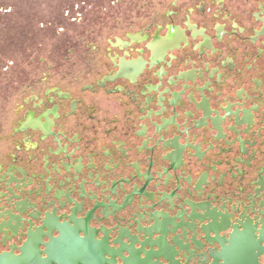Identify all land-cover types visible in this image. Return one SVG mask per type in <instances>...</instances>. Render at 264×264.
I'll return each instance as SVG.
<instances>
[{"label": "flooded vegetation", "instance_id": "obj_1", "mask_svg": "<svg viewBox=\"0 0 264 264\" xmlns=\"http://www.w3.org/2000/svg\"><path fill=\"white\" fill-rule=\"evenodd\" d=\"M129 2L0 93V255L263 253L264 0Z\"/></svg>", "mask_w": 264, "mask_h": 264}, {"label": "rangeland", "instance_id": "obj_2", "mask_svg": "<svg viewBox=\"0 0 264 264\" xmlns=\"http://www.w3.org/2000/svg\"><path fill=\"white\" fill-rule=\"evenodd\" d=\"M142 2L135 0L134 12ZM129 4V0H0V93L13 92L23 72L45 70L36 64L42 59L63 60L65 29L76 34L78 15L86 14V25L94 28L100 14L119 17L128 12Z\"/></svg>", "mask_w": 264, "mask_h": 264}, {"label": "water", "instance_id": "obj_3", "mask_svg": "<svg viewBox=\"0 0 264 264\" xmlns=\"http://www.w3.org/2000/svg\"><path fill=\"white\" fill-rule=\"evenodd\" d=\"M130 190L132 191V197H136L138 203L140 201L139 198L141 197V194L134 193V187ZM122 191L124 193L127 192V190ZM131 204L128 206H131ZM232 231L233 230L231 229V232ZM231 232L228 234L230 237L229 239H232L233 236ZM227 245L229 246V249L223 251L222 245L219 243L217 244L216 251L219 252L220 255L212 253L210 248L201 249L193 246V250L198 252L196 255H193L192 257L183 256L181 262L170 257H161V264H264V251H262L263 253L256 255L254 253L255 249H253V246L251 247L247 244L232 243V240H227ZM209 246H212V244H209ZM238 247H244L245 253L237 255L235 251L239 249ZM31 248V246H28L20 256H14L12 254L0 255V264H34L35 260L33 259ZM177 249L180 250L179 247ZM201 250H204L205 254L199 253ZM41 263L47 264V261L44 260ZM58 264H65V261L58 262ZM131 264H155V262L147 260L146 256H144V258H140V260H132Z\"/></svg>", "mask_w": 264, "mask_h": 264}]
</instances>
